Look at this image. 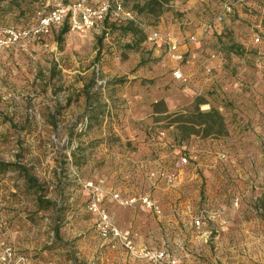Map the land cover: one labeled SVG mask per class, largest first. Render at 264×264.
Returning <instances> with one entry per match:
<instances>
[{
	"label": "rangeland",
	"instance_id": "rangeland-1",
	"mask_svg": "<svg viewBox=\"0 0 264 264\" xmlns=\"http://www.w3.org/2000/svg\"><path fill=\"white\" fill-rule=\"evenodd\" d=\"M59 1H2L0 26L32 27L39 11ZM140 19L163 39L175 37L176 45H186L183 60L170 57L163 39L148 41L145 31L136 47L126 48L129 37L117 31L105 35L101 25L87 33L69 29L62 41L57 39L61 26H55L39 37L41 41L25 40L11 45L12 50H0V161L26 162L44 181L62 217L59 232L64 243L63 248L44 249L55 237V213L43 210L29 219L23 211L31 207L29 202L10 198L16 173L8 170L0 174V264H27L28 256L52 264H105L109 244L97 233L96 216L88 209L93 188L103 192L101 204L114 218L145 217L140 205H120L110 194H149L158 180L141 167L143 147L128 130L142 113L130 94L146 85L144 92L151 99H161L154 109H164V97L173 104L167 114L139 119L142 135L170 139L150 155L160 154L166 165L174 157L188 158L181 178L174 175L171 182L174 203L189 205L183 216L187 219L180 218L169 232L185 234L189 222L199 219L200 226L203 223L210 236H216L222 205L242 207L243 218L264 221V0H171L161 15ZM217 58L226 61L225 76L208 66ZM177 66L181 78L173 75ZM146 70L151 79L131 77ZM90 81L89 90L101 94L106 104L101 123L82 131L84 90ZM198 100L222 104L229 112L224 136L188 133L172 122ZM144 123H153L155 129L144 130ZM77 145L85 156L79 167L70 156L65 159ZM253 205L258 213L250 212ZM120 206L133 211L123 212ZM209 246L213 257L217 244ZM67 248L73 256H67ZM233 249L239 254L236 264H264V241L239 240Z\"/></svg>",
	"mask_w": 264,
	"mask_h": 264
},
{
	"label": "crops",
	"instance_id": "crops-1",
	"mask_svg": "<svg viewBox=\"0 0 264 264\" xmlns=\"http://www.w3.org/2000/svg\"><path fill=\"white\" fill-rule=\"evenodd\" d=\"M208 28L210 31H218L213 27L211 28L210 26ZM172 39L174 42H179V40L175 37ZM163 41L167 43L166 37L163 39ZM167 48L170 57L174 58L173 60L177 62L182 61L183 57L182 59L175 58L176 53H181L182 55L184 54V56L188 53V47H186V45H176L175 50H171L170 45H167ZM225 62V60L217 58L216 60L214 59L212 62L208 63V66H211V68L217 70L218 72L222 73L223 76H225V72H222L223 66L226 65ZM176 68H178V66L174 67V69ZM178 70L180 72L181 69ZM147 73L148 71L146 70L144 73H137L131 77L134 79L138 78L139 80L144 78L151 79L152 76L147 77V75H145ZM183 74V79L187 78V75L185 73ZM146 86L141 90L134 89L130 94L131 100L138 101V106L142 111V115L140 114V117L137 118L138 122L133 124V121V125L128 126V130L131 135L130 138H135V143H139V145L143 147V153L140 157V162H143L144 164H142L141 167L145 169L147 175L150 174L151 177L158 179L155 185L152 187L153 190L149 193V195L160 205L161 213L156 214V218H154V214L149 213V211L142 208V210H145V217L143 219H140L139 217L134 218L132 215H129V218H114L113 213H111V220L120 229H129L133 233L134 240L137 245L166 248L172 257L176 259V264H216L214 259L215 257L221 260L220 262L222 264H236L237 261H235V259L239 256V254L233 249L235 242L239 240L264 241V221L252 217L247 219L243 218L242 212L243 210L246 212V209H243L242 207L238 209L235 207H228L226 205L221 206L220 218L217 220L219 229L217 230L218 234L216 236H210V231L203 228V223L201 226H196L194 225L193 221H187L190 224V229L185 234L176 232L171 234V232H169L170 226L175 227L180 222V218L183 220L187 219V216H183L186 215L189 208V205L186 203H174L172 199L174 192L171 188L172 181H169V175H176L181 178V173L188 163L183 165L181 168H176L175 162L180 156L174 157L169 162V164L166 165L165 160L162 159L160 154L150 155L152 151L156 150L155 148H160L162 145H165L167 142H169L170 139H155L154 137H148L146 133H143L142 135L141 131L138 130V127L142 126L141 122L139 123V119L143 117L147 118L156 116L158 114H167L169 111L173 110V104H171L168 99L164 97V109L155 110V104L157 105V103H160L161 99H151L149 97V93L144 92V90L146 91ZM199 104H202V106L199 108L201 111H209L211 108H214L222 115L223 123L227 121L226 116L229 114V112L225 111L226 109H224L222 104L216 105L205 100L201 101ZM149 105L151 106L149 107ZM147 124L148 123H144V130L155 129V125L153 123H150L149 126ZM224 125L225 132L221 134L222 136H224L226 133V124ZM136 135L138 136L135 137ZM149 135L151 134L149 133ZM221 135L217 136L220 137ZM153 184L154 182H152V185ZM118 208L122 209L123 212L133 211L130 207L120 206ZM185 208L186 210H184ZM249 210L250 212L258 213L260 209L258 206L253 205V207H249ZM184 211L185 214H183ZM105 240L106 243L109 244L108 257L106 258L105 264H149L146 261L133 259L114 241L111 242V240ZM211 242H215L218 247V250L213 257L209 251V244ZM198 245L201 247L198 248ZM204 259L207 262H204ZM27 264L52 263L34 260L28 256Z\"/></svg>",
	"mask_w": 264,
	"mask_h": 264
},
{
	"label": "built area",
	"instance_id": "built-area-1",
	"mask_svg": "<svg viewBox=\"0 0 264 264\" xmlns=\"http://www.w3.org/2000/svg\"><path fill=\"white\" fill-rule=\"evenodd\" d=\"M226 9H228L227 5ZM37 18V24L29 28L0 26V49L11 45H19L25 40L45 35L52 27L60 26L65 21L69 23L71 30L79 33H87L99 27L106 18L118 22L123 20L138 22L135 14L125 7L121 0H61L48 11H39ZM217 19L221 20V15H218ZM138 24L144 29L148 41L155 42L163 39V36L157 30L146 27L143 23ZM105 35H108L107 29ZM190 38L193 39V37ZM166 41L170 45V49L175 50L176 43L169 37H166ZM182 57L181 53L175 55L177 59H182ZM173 75L175 78L182 77L178 69L173 71ZM221 157H224V155H221ZM186 163H188V158L181 155L176 160L175 166L181 168ZM172 177L173 175H169V181H172ZM87 186L93 188L91 182L87 183ZM93 189L88 209L96 216L95 228L102 239L114 241L133 259L146 261L149 264H176V259L164 247L137 245L133 233L129 229H120L115 225L108 211L102 206L103 192L98 188ZM110 196L113 201L120 205H140L155 214L161 213L160 205L148 193L123 196L118 191H114ZM200 224L199 219L194 220V225L200 226ZM7 255H11L9 249H7Z\"/></svg>",
	"mask_w": 264,
	"mask_h": 264
},
{
	"label": "trees",
	"instance_id": "trees-1",
	"mask_svg": "<svg viewBox=\"0 0 264 264\" xmlns=\"http://www.w3.org/2000/svg\"><path fill=\"white\" fill-rule=\"evenodd\" d=\"M12 2L13 0H0ZM123 5L127 7L131 5L130 9L134 12L138 22L134 20L113 21L109 18L104 19L101 23V30L104 34L106 29L109 32L117 31L122 37H129V41H126V48L136 47V43L140 42L144 38V29L138 23H142L141 17L146 16H159L163 13L165 6L171 0H121ZM128 8V7H127ZM60 29L57 33L58 41H62L63 36L69 31L70 25L65 21L60 25ZM117 33V34H118ZM140 35V36H139ZM102 37L99 38V43L102 42ZM30 40L32 42L41 41V38L33 37ZM61 43V42H59ZM61 48V45H59ZM11 49V46L4 47L2 50ZM231 49H235V45H231ZM12 50V49H11ZM141 64H144L141 63ZM93 80V79H92ZM92 81L87 83L85 87V101L87 105L86 112L82 118L81 129L84 131L89 128L93 122L101 123L103 120V113L105 109V102L101 99L102 95L97 91L91 92L89 90ZM201 100H198L196 106L186 113H177V117L172 122H178L177 128L180 130H188V133L200 134L202 136L219 135L225 132L222 115L214 108L209 111H201L198 104ZM158 104V103H157ZM160 104V103H159ZM156 105V104H155ZM157 110V109H155ZM55 114L52 115L51 124L56 123ZM83 148L76 146V150L70 151L71 163H74L77 167L85 162V156L81 151ZM18 158L21 156L17 155ZM8 170H12L16 173V178L13 181L14 190L10 192V198L17 199L20 202H29L30 208L23 209L26 212L29 219L34 220V215L43 210H52L55 215L53 216L52 231L54 232L53 241L46 245L44 249L50 250L54 248H63L64 243L60 236V221L62 217L58 212L57 203L47 196L48 188L33 171V167L26 162L20 160L15 161H0V174L6 173ZM67 256H73L70 248L65 249Z\"/></svg>",
	"mask_w": 264,
	"mask_h": 264
}]
</instances>
